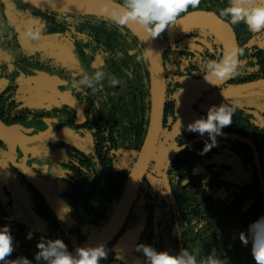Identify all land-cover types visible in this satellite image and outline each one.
<instances>
[{"label": "trees", "instance_id": "1", "mask_svg": "<svg viewBox=\"0 0 264 264\" xmlns=\"http://www.w3.org/2000/svg\"><path fill=\"white\" fill-rule=\"evenodd\" d=\"M116 2L123 4L124 0ZM228 2L209 0L208 7L219 15ZM224 20L243 49L235 79L239 82L237 87L244 88L232 123L216 137V145L201 154L204 144L211 141L207 133L200 135L187 129L196 119L193 115L185 119L184 115L200 102L199 97L193 99L187 94L184 80L193 76L189 71L184 72L181 64L186 61L190 64V58L197 54L211 58L208 49L196 52L195 48L199 49L201 35L213 36L200 30L190 35L175 34L173 25L166 28L155 37L166 79L159 142L167 140L165 145L169 144L172 153L162 174V191L152 195L144 190L142 183L139 185L122 229L105 247L107 259L98 258L99 264H148L142 251L136 250V245L141 243L173 256L186 248L196 256L197 264L213 251L220 264H255L251 242L242 244L239 234L244 232L251 240L247 226L264 215V89H259L264 84V48L249 45L258 33H250L243 23L231 25L227 17ZM36 27L51 37L49 46L52 42L58 49L64 46L74 61L64 62L62 66L48 64L41 62L33 50L21 48L17 37L24 36L26 28ZM10 31L12 38L8 35ZM68 35L80 41L74 42ZM0 42L18 48L22 59L17 63L18 72L27 79L36 80L41 75L57 78L60 72L71 79L73 76L80 79L83 73L92 78L97 69L105 73L91 88L81 85L83 92L75 89V105L69 96L60 106H25L21 102L20 86L13 81L7 86L0 85L1 128L25 129L37 125L42 128L49 124L53 132L66 129L84 134L81 136L86 145L79 140L48 142L49 166L55 170L52 190L62 207L70 208L63 216L57 215L45 199L48 185L44 186L41 178L36 181L34 164L25 162L22 169L18 168L8 155L10 148L6 142L11 140L0 136V161L7 163L6 169L0 170V226L9 225L14 245L13 253L6 259L24 255L32 264H48L43 259L39 262L33 259L38 241L60 238L71 252L106 224L120 200L149 121L148 60L140 39L128 26L118 29L106 16L47 12L21 0H0ZM138 56L144 58L137 59ZM174 56L177 61L173 60ZM99 57H103L102 65L93 66ZM112 76L121 81L114 88L109 84ZM178 91L184 94L179 102L175 98ZM209 107H204L203 116ZM121 152L129 154L128 167H116ZM232 158L242 171L237 172L226 162ZM12 181L17 189L10 185ZM2 188L13 195L24 192L26 203L42 223V229L17 217V208L7 200ZM29 231L32 238L26 239ZM129 232H134L132 241L127 239L129 250L116 251L119 239Z\"/></svg>", "mask_w": 264, "mask_h": 264}, {"label": "clouds", "instance_id": "2", "mask_svg": "<svg viewBox=\"0 0 264 264\" xmlns=\"http://www.w3.org/2000/svg\"><path fill=\"white\" fill-rule=\"evenodd\" d=\"M96 3L100 13L106 15L109 23L115 25L116 28L123 29L125 26L134 25L146 33L148 37L155 38L169 26L180 24L181 14L187 13L189 7L197 9L200 0H124L123 4L117 3L116 0H96ZM207 15H213V13L209 12ZM219 16L221 18L227 17L231 25L243 23L250 33L264 32V0H229L227 6L220 10ZM25 35L30 40H38L41 35L40 27L28 30ZM204 43L207 44V41ZM193 47H197V45L193 44ZM208 50L213 55H217L211 45H208ZM242 54L243 49L241 47L226 44L223 47L222 55H218L216 59H204L197 54L192 62L203 70V77L206 82L216 85L220 81L239 74L241 63L239 57ZM142 58L144 57H137V59ZM104 76L105 73L102 69H97L92 78L87 73H83L80 79L73 76L70 88L83 92L80 89L81 85L91 88L94 81L99 82ZM120 83L121 81L114 76L109 79V84L113 88ZM95 90L93 89V91ZM234 111L235 105L229 106L225 103L213 105L207 109L203 117L187 125V129L192 132L200 135L208 134L211 142L204 144L201 154L216 145V137L222 135V129L232 123ZM62 211L67 213L70 208L65 205ZM247 232L250 233L251 240H249L248 235L241 232L239 234L241 243L248 245L251 242L252 259L255 264H264V215L252 221L247 226ZM124 237H128L132 241L131 234H125ZM25 238L31 239L32 233L30 231L26 233ZM35 248L38 251L34 254L33 259L37 262L43 259L48 264H99L98 258L107 259L108 257L104 244H98L94 247H77L76 255L73 256L67 250L66 243L60 238L41 239L35 244ZM136 250L142 251L148 264H197L196 256L186 248L181 249L179 254L175 256L170 255L167 251H156L152 246L144 243L136 245ZM13 251V236L9 225L4 224L0 226V264H32V261L24 255L12 260L6 259ZM201 264H220V259L213 251L201 261Z\"/></svg>", "mask_w": 264, "mask_h": 264}, {"label": "flooded vegetation", "instance_id": "3", "mask_svg": "<svg viewBox=\"0 0 264 264\" xmlns=\"http://www.w3.org/2000/svg\"><path fill=\"white\" fill-rule=\"evenodd\" d=\"M203 1L202 0L200 1V5L198 6L197 9H191L187 13H185L183 16H185L186 14H188L190 12H194V11H206L208 13L211 12V13L215 14L221 20L226 22L224 20V18L222 19L218 14H216L213 11L209 10V9H211V8L208 7L209 0H203ZM213 7L216 8V6H213ZM183 16H181V18ZM174 26L175 25H173V27ZM25 30L28 31L27 28ZM194 30L206 31V30H202V29H187V30L179 31V32H174L173 31V33L178 34V33L183 32V33H186V34L190 35V34H194V33H192V31H194ZM40 32H41V35H40V38L38 40H30V39H28L26 37L25 34H24V36L21 35L20 37H17L19 39V42L21 43L20 47L23 48V49L24 48L25 49L29 48V49L33 50L34 52L37 53L39 58H41V60H42L41 62L44 61V63H46V62L48 64L60 63V66H62V63H64V62H70V61L73 62L74 61L73 57L71 56V53L68 50H65L63 45H62L63 49L61 47L62 50L58 49V45H56L54 42H52V45L49 46V44L51 43L49 41L51 37H48L47 34L44 33L43 29H41ZM233 33H234V31H233ZM11 34H12V32L10 31V33L8 35H9V37L12 38ZM194 38H197V36L194 37ZM75 39H77V38H75ZM235 39H236V37H235ZM72 41H74V40H72ZM79 41H80V39H79ZM79 41H77V42H79ZM200 41H201V44L200 45L198 44L199 49L195 48L196 52H198L199 50L208 49V45H211V47L213 49H215V51L217 53V55H213L210 52L211 58L206 57L205 59H216L218 55H222L221 44L214 36L211 38L209 35H206V36L205 35H201ZM205 41H207V44L204 43ZM236 43H237V40H236ZM12 46H13L12 43L8 45L6 43L2 44L0 42V58L2 59V60H0V81H1L0 85H3V86L6 85L7 86V85H10L12 83V81H13L14 84H16L17 86H20L22 105L29 106L30 104L26 103L25 94L22 93L23 91L21 90V85H20V82H19L22 79L20 73L18 72L19 66L17 65L18 62L22 61L21 57L19 56V52L20 51L18 50V48L12 49ZM237 46H238V44H237ZM194 57L195 56L190 58V61H191L190 64H188L187 62L181 64L182 67H184L183 71L184 72L189 71L191 73V75L193 76L192 78H186L184 80V84H185V86L187 88V94L193 99L195 97L196 98L199 97V99H197L198 103L201 102L203 99H206V97L208 95H210L213 98L216 97L217 99L224 100L225 103H229L230 106L235 105V107H240V102H241V100H240L241 98L240 97L242 95L241 89H243L244 87H237L239 85L238 84L239 82H237L238 79H235L236 76L230 77L228 79H225L222 83L217 84L215 86H212L210 88L197 89V90L194 91V95L193 96L188 93L189 89H188V86L186 84L187 81H195V80L197 81V80H201V79L204 78L203 77V70L199 69L197 64L192 62V59ZM96 60H97V58L93 61V63H92L93 66H95L94 62ZM173 60L177 61L178 58L176 56H174ZM56 77L57 78H54L53 76L51 77V76H47V75H41V77H35L36 80L29 79V81L31 83L39 85V87L41 86L42 88L45 89L44 90V89H42L40 87L41 91H42L41 93L39 92L40 95L43 94L42 96H44V97L45 96L47 97V96H50V95H52V96L55 95L56 98H57V99L53 98L52 100L54 102H52V103H49L47 101L43 102V103H36V104H38V106H46V105H48V106H50V105H59L60 106V104H62L64 101L67 102V100L69 99V96L72 97L71 102H72L73 105H75V103H76L75 102L76 94H75V89H71L70 88L71 78L69 77V75H67L65 72H60L58 74V76H56ZM8 78L11 79L10 82H6V80ZM60 87H62V88H60ZM165 90H166V87H165ZM181 93H182L181 91H178V93L175 96L177 102L180 101V100L177 99V95L181 94ZM15 97H16V94L14 96H12L11 99L15 98ZM207 105L209 106V104H207ZM202 107H205V106L202 105ZM191 108L194 109V111L196 109H198V107L197 108L191 107ZM203 112H204V110H203ZM202 117H203V115H202ZM162 124H163V122H162ZM1 129H15L16 132L12 134L13 136H15V138L10 139V138H7L5 135H4L5 136L4 137L1 134V132H2ZM27 132H31V134L28 137H26L27 136V134H26ZM36 133H37L36 139L35 140H31V138L34 137V135H36ZM7 135H9V134H7ZM81 135L84 136L83 133H75L73 131L66 130V129H62L60 131L53 132L52 126L49 125V124H47L46 126H43L42 128H37V126L30 127V128H25V129L24 128H1L0 127V136L1 137L5 138V139H8V140H11V141H8V142H10V143L13 142V144H15V145H21V144L25 145V146H21V147H18V148H10V151H9V154H8L10 159L13 156H20L21 155V152L19 150L20 148H24L27 151L33 149V150L37 151L36 152L37 156L41 157V159H39V160L36 159L34 161V163H37V164H40V165L41 164L50 165L49 159L51 160V149L48 146V142H52V141L54 142L55 141V142H63V143H72L75 140H79V141L82 140L83 137ZM162 140H165V139H162ZM159 141L160 140H158L156 148L158 147V145L160 143ZM17 143H19V144H17ZM36 146H42L45 149V152L42 153L41 150L36 149L37 148ZM47 150H48V152L46 153ZM171 155H172V153L170 152L169 153V159H170ZM27 157H28V159H35L36 156L32 157L31 155L28 154ZM167 161H168V159L166 160V162ZM26 162L28 163V161H26ZM166 162H165V165H166ZM151 163H150V165H149V167L147 169V173L150 172L149 168H150V166H152ZM28 164H32V161L30 160ZM6 167H7V163L5 162L4 169H6ZM38 172H39L38 174L41 177V179H43L46 182H49V183H44V186L48 185L47 192L51 191L53 193V195L55 197H57L56 194H55L54 189L52 190V187H53L52 185L53 184H52V181H51V178L55 177L54 176L55 175L54 174L55 170L54 169L53 170L50 169V166H49V168L47 170H44V171L41 172V170L39 169ZM163 172H164V169H163ZM46 173H48V175H46ZM145 181H146V179H144V177H143L141 183L143 184V182H145ZM56 185H54V186H56ZM42 186H43V184H42ZM161 188H162V176H161ZM161 188L157 192H161L162 191ZM144 190H147V189H144ZM128 234L129 235L130 234H134V232H129Z\"/></svg>", "mask_w": 264, "mask_h": 264}, {"label": "water", "instance_id": "4", "mask_svg": "<svg viewBox=\"0 0 264 264\" xmlns=\"http://www.w3.org/2000/svg\"><path fill=\"white\" fill-rule=\"evenodd\" d=\"M27 5L55 13H74L106 16L99 11L96 0H21ZM206 11H194L186 14L181 18L180 24L173 27L174 32L184 31L187 29H202L213 35L223 47L227 45H236V39L231 26L217 17L215 14L207 15ZM107 17V16H106ZM140 39L149 65V88H150V116L146 129V134L141 148L131 165L126 182L111 217L106 224L89 239L82 242L77 247L96 246L104 244L105 247L117 236L121 230L126 217L133 204L139 184L142 181L155 152L160 133L162 131L163 108L165 104V87L166 80L163 73L162 58L156 38L148 37L140 28L128 26ZM224 81V80H223ZM218 82L217 84L222 83ZM188 93L192 96L197 89H207L212 86L205 79L187 81ZM216 84V85H217ZM1 134L7 138L13 139L15 129H1ZM9 134V135H7ZM28 137L31 132L26 133ZM4 136V137H5ZM25 137V138H26ZM75 247L70 253L75 256Z\"/></svg>", "mask_w": 264, "mask_h": 264}, {"label": "rangeland", "instance_id": "5", "mask_svg": "<svg viewBox=\"0 0 264 264\" xmlns=\"http://www.w3.org/2000/svg\"><path fill=\"white\" fill-rule=\"evenodd\" d=\"M69 38L71 40H74L75 42L79 41V39H75L72 36H69ZM249 45H256L260 48H264V32L258 33L250 41ZM0 60H2V59L0 58ZM102 63H103V57H99L94 62V65L96 67V66L102 65ZM10 81H11L10 78H8L6 80V82H10ZM19 82L21 85V90L23 91L22 93L25 94L26 103L30 104L29 106H36V105H38L36 103H43L46 101L49 103H52V102H54L52 100L53 98L57 99L55 95L52 96L49 94L50 96H47V97L42 96L43 94L40 95L39 92L40 93L42 92L41 91L42 87L40 86L41 87L40 88L39 85L31 83L29 81V79L25 78L24 76L22 77V79ZM60 88H62V87H60ZM42 89H44V88H42ZM259 89H264V84H262L259 87ZM183 96L184 95L182 93L178 94L177 99L181 100V98ZM221 103H225V101L221 100V99H217L216 97L213 98L210 95H208L206 97V99H203L199 103L198 109H196L195 111L192 108L188 109V112L184 115V118L189 119L192 115L195 116V119L201 118L202 117L201 112L204 110V107H202V105L208 106L207 104H209V106H213V105H219ZM225 104L229 105V103H225ZM37 128H40V127L37 125ZM175 129L177 130L178 128H175ZM36 136H37V133H36V135H34V137L31 138V140H35ZM80 141L83 145H86L83 142V139ZM6 144L9 148H18L21 146H25L24 144L15 145V144H13V142H11V143L6 142ZM17 144H19V143H17ZM36 147H37L36 149L41 150L42 153L45 152V149L42 146H36ZM168 148H169V144L166 146L165 140H163L161 143H159L158 147L156 148V150L154 152L153 158H152V163H151L152 166H150V168H149L150 172L147 173V171H146V173H145L146 181L142 184V187L144 189H147L152 195L155 191H158L161 188V176L163 174V169H165V162L167 159H169V153L171 151ZM19 150L21 152V155L11 157V162L14 163L18 168L22 169L25 162L28 161V163H29V161L31 160L32 163L34 164L35 168H36V171H37V172H35V179H36V181H39V179L41 178L38 174L39 167H41L40 170L42 172L44 170H47L49 168V165L48 164H41L40 165V164L34 163V161L36 159H38V160L41 159L40 156H37V154H36L37 151H35L33 149L27 151L24 148H20ZM47 152H48V150L46 151V153ZM28 154L31 155L32 157L36 156L35 159H28V157H27ZM128 156H129V154L127 152L119 153L117 155L116 167H128L129 166ZM226 162L229 165L234 166L237 172L242 171L241 168L238 167V162L235 158L228 159V160H226ZM4 165H5V162L0 161V170L1 171H3ZM46 175H48V173H46ZM12 183H13V181L10 183V185L14 189H17L16 185H13ZM41 183H43V182L41 181ZM45 183H49V182L45 181ZM5 187H7V186H5ZM7 188H9V187H7ZM2 189L5 193V197L7 198V200L13 204V207L15 206V208H17L18 211L17 212L15 211L17 213V217L24 223H27V224L35 226V227L38 226V229H42V223L37 219V217L31 211L29 205L26 203L27 200H25L26 197H25L24 192L22 191V194H19V195L18 194L13 195L11 193V191L9 193L7 191V189L6 190H5V188H2ZM44 197L47 200V202L53 206L54 211L56 212L57 215L63 216L65 214V212L62 211L63 207H62L59 199L57 197H55L51 191L50 192L44 191ZM127 239H128V237L120 238L118 244L115 247V250L116 251L117 250L118 251H120V250L128 251L129 250V244H128ZM131 245H133V243Z\"/></svg>", "mask_w": 264, "mask_h": 264}]
</instances>
